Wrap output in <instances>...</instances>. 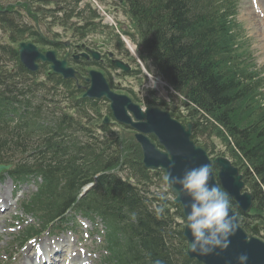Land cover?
I'll list each match as a JSON object with an SVG mask.
<instances>
[{"label": "trees", "instance_id": "obj_1", "mask_svg": "<svg viewBox=\"0 0 264 264\" xmlns=\"http://www.w3.org/2000/svg\"><path fill=\"white\" fill-rule=\"evenodd\" d=\"M44 1L58 4L60 0ZM120 1L128 5V13L138 27L142 47L157 71L183 93L190 104L203 110L232 137L233 145L227 142L226 146L231 149V158L238 168H242L246 161L253 172L250 175L244 169V182L254 195L253 219L260 225L264 224V193L261 192V188L264 190V107L260 101H255L249 74L233 68L242 56L235 50L234 38L237 37L231 33L236 26L234 19L228 21L226 10H220L222 4L220 6L213 0ZM6 48L0 46V104L7 114L16 113L15 106L20 105L23 108L20 120L32 112L23 100L34 90L25 77L26 71L19 64L17 54ZM35 116L40 115L36 113ZM66 125L69 126L62 123L61 130ZM80 131L88 144L87 158L94 162L97 171H108L120 165V158L115 153L104 162L103 149L96 150L97 142L90 131L81 128ZM217 132L222 137V133ZM192 138L197 139L196 134H192ZM43 141L40 149L54 152L61 149L60 143L47 138ZM140 158L138 153L136 160ZM100 187L104 190L101 204L104 200L105 211L101 213L110 222L111 229L123 210L138 223L134 231L139 238L135 248L141 246L144 256L136 255L138 250L131 247L129 259L132 264H176L173 254H185L182 244L173 252L172 242H167L174 238L171 222H160L158 213L148 211L144 199L131 187L115 177L105 178ZM177 215L181 217L180 208ZM246 219L250 220L242 216V228L252 232ZM179 236L183 239L182 233Z\"/></svg>", "mask_w": 264, "mask_h": 264}, {"label": "water", "instance_id": "obj_2", "mask_svg": "<svg viewBox=\"0 0 264 264\" xmlns=\"http://www.w3.org/2000/svg\"><path fill=\"white\" fill-rule=\"evenodd\" d=\"M18 53L23 63L29 56L32 70L37 69L33 62L42 60V62L53 64L52 69L59 75L65 78H75L74 72L67 67L64 61L57 62L55 60L53 52L42 55L37 48L28 43L21 44ZM89 74L90 80L87 81H90L91 88L87 90L83 97L99 98L105 96L111 101L110 107L114 111L116 118L140 132V134L135 135V140L141 146V152L143 153L142 163L145 168H160L165 174L171 172L173 176H182L187 169L199 167L203 164L211 165L206 152L191 142L189 137L192 127L190 125L186 126V129L171 121L169 116L152 110L147 111L145 114L138 112L136 115L138 123H132L126 114L127 110L130 112L133 110L130 101L124 96H116L109 92L108 86L100 73L89 72ZM146 133L153 134L166 152L157 151L154 145L144 137ZM214 165L219 171L217 176L219 184L215 183L213 174L210 178V184L219 185L234 200L242 213H248L252 207V196L247 193H241L243 183L240 181L241 176L238 175V171L231 166L228 160L222 158H217ZM175 192L179 194L178 186H176ZM170 193H173L172 188H170ZM175 203L182 207L184 217L189 211L187 208L191 203L190 198L185 194H179V199H175ZM184 230L187 241L191 243L190 232L185 228ZM230 240V245L226 251L216 250L207 256H199L187 250L188 256L195 258L202 264H237V257L241 254H246L248 257L247 264H264V244L257 238H248L244 231L238 228V231Z\"/></svg>", "mask_w": 264, "mask_h": 264}, {"label": "rangeland", "instance_id": "obj_3", "mask_svg": "<svg viewBox=\"0 0 264 264\" xmlns=\"http://www.w3.org/2000/svg\"><path fill=\"white\" fill-rule=\"evenodd\" d=\"M35 1L37 0H0V7H6V6H15L13 8L15 14H8L7 15V20L12 21V25L14 29L19 28L21 31H23V38L27 39L28 36L30 35L31 32H33L36 28H39L40 32L50 40L54 36V39L57 41H60L61 43L64 42H72L74 39V35L71 32L66 31V29H63L62 26L56 25L57 22L54 21V18L50 19H44L43 17H47L48 15L46 13H43L42 16L38 14V16L35 17H30L28 12L25 11L26 8H23L22 6H26L28 4V7L32 10V12L36 13V3ZM234 4L237 5V15H236V21L240 24V28L236 29L235 31H239L241 34V38L238 40L237 43L242 41L243 51H247V55L250 56L251 62L258 68L257 71L264 76V27L262 25V19L260 14H256V12L261 11V9L264 10V0H233ZM113 5L111 0H109V6L113 8ZM259 7V9L255 8V6ZM114 16L117 18V21L123 24H127V17L124 15L122 9H118V11L113 12ZM129 31L135 35L136 32L133 27H129ZM13 32L3 31L0 28V44L5 45L8 44V40L14 39L13 38ZM109 34V31H104L102 34H96V35H87L83 39L84 47L92 50V48L96 49L95 51H100L101 53L106 54L108 51L112 52L113 54L115 53V57L120 59V56L116 51V48L113 44V40H110L107 44L106 41V36ZM18 36V34H17ZM263 37V38H262ZM98 38V39H97ZM10 45V44H9ZM15 45V44H14ZM61 50V51H60ZM138 51V49H137ZM58 52L60 56H62L64 53H66V48H64L61 44L58 47ZM139 52V51H138ZM125 59L122 57V59L125 61H128V63L136 65V62L133 61L134 59L131 57L129 58L128 55H123ZM128 57V59H127ZM111 73V80H113L114 84L116 86H120V88L124 89H131L134 92H142V79L145 76L144 75H132V76H125L122 73H119L116 70L110 69ZM39 79L44 78L43 73L40 71L39 74ZM144 76V77H143ZM145 81V80H144ZM143 81V82H144ZM118 84V85H117ZM161 98L166 99L165 95H161ZM261 100H264V95ZM171 102L174 103L176 107H179L181 109H185L183 105L181 104V98L174 97L171 99ZM172 103V104H173ZM56 114L60 112H65L64 109L61 107L56 108ZM185 112V111H182ZM117 133V132H114ZM216 134V132H215ZM214 134V136H215ZM208 133H206V136ZM131 136V135H129ZM128 136V137H129ZM129 140L130 138H126ZM206 140V139H204ZM203 140V143H204ZM221 138L219 139L217 137H212L210 139V142L213 144V146L217 149V151H224L225 153V158L230 157L229 151H227L224 148H222V143H221ZM209 143V142H208ZM211 148V145L209 146ZM131 152L136 156H138V152L136 150V147L131 150ZM123 179H129L131 176L129 173V170L122 171L119 174ZM151 174H148L147 178H151ZM148 197L151 199L158 201V205L161 206L162 202L160 200H172V199H162L161 197L166 196V186L163 184V175L161 176H155L154 178H151L150 181L148 182L147 186H144ZM168 191V190H167ZM160 201V202H159ZM152 207H156L155 204L152 205ZM172 211H170V217L167 216V218L171 221H175L173 215L171 214ZM163 214L166 215L163 209ZM82 239H86V234L84 231L81 233ZM98 237H101L98 235ZM85 246L86 249L91 252V255L89 256L90 259L88 260L89 264H96L99 259H101L100 254H96L95 250L99 248V240L93 241L91 243L90 240H86L82 242ZM78 246L79 251V258H81V246ZM95 259V260H94ZM82 260V259H81ZM83 261V260H82ZM86 262V260H84ZM75 264H79V262H75Z\"/></svg>", "mask_w": 264, "mask_h": 264}, {"label": "clouds", "instance_id": "obj_4", "mask_svg": "<svg viewBox=\"0 0 264 264\" xmlns=\"http://www.w3.org/2000/svg\"><path fill=\"white\" fill-rule=\"evenodd\" d=\"M212 174V166L203 164L187 169L182 176H173L168 172L163 177L166 191L172 188L173 193L162 199H179V194L190 198L189 211L181 218V224L192 237L191 243L188 241V251L199 256H207L216 250L226 251L230 238L239 228L229 196L219 185L210 184ZM176 186L179 187V194L175 192ZM162 210L157 209L158 212ZM247 262L246 254L237 257V264Z\"/></svg>", "mask_w": 264, "mask_h": 264}, {"label": "bare ground", "instance_id": "obj_5", "mask_svg": "<svg viewBox=\"0 0 264 264\" xmlns=\"http://www.w3.org/2000/svg\"><path fill=\"white\" fill-rule=\"evenodd\" d=\"M7 182L9 183V180H7ZM7 182H6V184H7ZM2 189H3V187L1 186V188H0V194L1 195L3 193ZM0 198H3V196L2 197L0 196ZM9 198H10V196L8 194L4 198V203H7V201L9 203V200H8ZM9 205H10V203H9ZM4 220H5L4 217L0 218V221H4ZM54 247H56L58 249L60 248L61 252L64 251V255H67V254L71 253V251H70L71 250V246L68 245V241H59V242L53 243L52 245L51 244H48V245L43 244L42 245V248H43V250L45 252H48V250L53 249ZM22 264H35V263H34L33 258L26 257L25 260L22 262Z\"/></svg>", "mask_w": 264, "mask_h": 264}]
</instances>
